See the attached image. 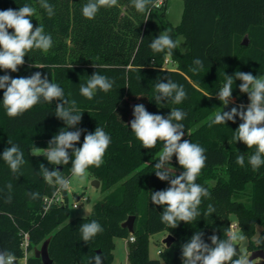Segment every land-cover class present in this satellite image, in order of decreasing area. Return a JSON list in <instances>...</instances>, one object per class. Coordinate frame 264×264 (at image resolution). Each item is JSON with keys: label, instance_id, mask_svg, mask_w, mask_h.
<instances>
[{"label": "trees", "instance_id": "1", "mask_svg": "<svg viewBox=\"0 0 264 264\" xmlns=\"http://www.w3.org/2000/svg\"><path fill=\"white\" fill-rule=\"evenodd\" d=\"M168 2L162 0L158 4L155 0L147 13H139L131 0H118L117 6L101 8L89 20L82 15L87 0H48L54 6L52 17L40 8L38 0H0V10H19L24 4L34 7V28L42 25L53 39L50 50L30 51L17 72L0 69V76L29 77L40 72L42 78L47 76L64 90L66 99H74L82 112L81 122L67 128L55 116L58 102L41 100L23 115L10 118L3 107L4 90L0 89V250L23 257L24 233H28L27 264H43L33 251L50 236L53 264H88L95 255L102 257V264H114L115 239L124 238L128 242L129 264H183L181 246L195 232H203L202 238L211 244L209 237L213 234L225 238L224 231L232 224V217L247 235L249 250H264V245L257 246L252 239L258 224L263 226L264 236V165L254 171L248 158L255 148L232 141L242 123L239 117L235 123L227 121L209 127L210 118L222 107L230 111L243 104L246 111L250 103L247 93L239 91L242 81L236 79L232 100L227 106L221 104L217 93L225 83V74L234 76L241 71L264 76V0H183L178 25L167 19ZM157 20L174 41L183 36L188 47L185 52L180 46L173 50L170 67L164 66L166 50L156 53L149 47L160 35ZM246 36L248 45L243 44ZM196 58L203 60L204 67L193 72ZM97 72L113 80V88L108 93L98 90L94 99L88 100L80 95L79 86ZM167 79L182 84L187 98L180 104L162 101L161 107L154 100V86L158 81L166 83ZM138 104L164 117L170 115L172 108L187 113L181 121L185 126L181 142L190 140L206 150V166L196 182L210 196L202 199V215L191 224L180 222L176 228H169L160 219L164 206L151 201V193L167 189L170 183L155 175L154 165L163 142L145 149L131 131L133 108ZM96 127L103 128L111 137L103 165L88 169L91 177L100 181L103 198L95 203L89 216L69 220V193L62 191L66 204H54L45 213L43 199L54 194L56 186L44 182L39 174L40 165L49 171H61L69 178L71 160L68 165H52L43 155H31L32 149L47 148L62 128L83 129L75 144L81 147L84 135L94 132ZM8 140L19 145L27 161L17 174L2 159L3 151L11 146ZM240 154L245 156L243 167L236 163ZM171 166L181 170L175 175L183 172L175 155ZM9 183L11 192L7 188ZM30 192L40 193V198L32 200ZM9 195L11 203H6ZM241 195H248L249 201L241 199ZM209 204L215 212L204 215ZM132 215L134 231L130 232L122 223ZM93 220L104 231L85 243L79 228ZM157 233L172 234L174 241L170 246L159 241L161 252L158 257H151V237Z\"/></svg>", "mask_w": 264, "mask_h": 264}, {"label": "clouds", "instance_id": "2", "mask_svg": "<svg viewBox=\"0 0 264 264\" xmlns=\"http://www.w3.org/2000/svg\"><path fill=\"white\" fill-rule=\"evenodd\" d=\"M40 8L44 9L49 17L55 14L54 6L48 0H38ZM132 5L139 13H147L149 5H154L155 0H131ZM118 0H87L82 7V15L92 20L101 8L117 6ZM36 9L24 4L19 10L11 8L0 10V69L17 72L25 63V57L32 50L47 52L53 46L50 34L45 33L42 25L34 28L32 17ZM9 29L13 31L10 33ZM179 46V41H174L169 32L165 30L158 38H155L149 47L153 52L167 51L166 60L171 58L173 50ZM196 67L193 72H198L204 67L200 58L193 61ZM95 67V65L93 64ZM36 67V66H35ZM40 68V67H37ZM226 80L217 93V98L223 106H227L232 100L233 84L236 79L242 81L239 85L241 93H247L250 103L246 111L243 104L232 107L230 111H218L214 118H210L209 127L225 124L227 121L235 123L239 117V124L232 137L234 142H243L247 148H255L254 154L248 158V163L254 171L264 165V76H254L251 73L237 71L234 76L225 74ZM114 81L99 72L91 75L86 83L79 86V93L88 100L94 99L97 91L108 93L113 88ZM154 100L158 106L163 107L162 101H171L180 104L187 98V92L182 84L167 79V82L158 81L155 86ZM0 89H3V107L6 115L16 118L33 108L43 100L47 103L57 101L55 116L64 121L67 128L75 127L82 120V112L77 108V102L65 98L64 90L54 82H50L47 76L36 72L29 77L12 78L9 75L0 76ZM69 95H71L69 93ZM211 98V97H209ZM67 105V107H66ZM134 119L130 122L131 131L134 133L145 149L154 148L158 141L163 142L162 150L157 153L155 175L161 181H169L170 186L165 190L151 193V201L155 205L164 206L160 215L161 222L169 228H176L180 222L191 224L202 214L199 207L202 199L209 197L210 193L202 185L198 184L197 178L206 166V150L197 143L183 140L185 126L183 121L187 113L172 108L170 115L164 117L160 114H152L143 104L133 108ZM62 128L50 141L47 148L34 147L31 151L33 156L43 155L52 165H68L71 160V176L65 178L58 170L49 171L43 164L40 165L39 174L44 182L50 186H56V191H70L75 181L85 183L90 175V167L99 168L104 163V156L111 144V137L103 128L96 127L95 131L84 135L81 147H75L80 141L83 129L68 131ZM11 145L2 153L3 161L9 166L13 174L20 173L22 167L27 164L24 153L18 144L8 140ZM72 150L71 156L69 150ZM175 155L183 172L175 175L171 165ZM236 163L241 167L245 164V156L240 154L236 157ZM11 192L12 184L7 185ZM32 200L40 198V193L30 192ZM11 195L6 198V203H11ZM45 200L48 198L45 196ZM51 201H49V205ZM45 213L48 208H45ZM215 208L209 204L204 215L210 216ZM79 231L85 243L92 240L104 229L101 224L93 220L83 223ZM203 232H195L191 239L183 244V264H255L250 260V255L245 251L248 237L237 225L231 224L224 231L225 238L213 234L209 237L211 244L202 238ZM257 246L264 245V236L257 233L252 238ZM240 251L237 252V247ZM102 264V257L95 255L88 264ZM0 264H18L17 256L9 250H0Z\"/></svg>", "mask_w": 264, "mask_h": 264}, {"label": "rangeland", "instance_id": "3", "mask_svg": "<svg viewBox=\"0 0 264 264\" xmlns=\"http://www.w3.org/2000/svg\"><path fill=\"white\" fill-rule=\"evenodd\" d=\"M158 4H160L161 0H157ZM184 9V3L183 0H169L168 7H167V19L173 24L178 25L181 21L182 14ZM156 26L160 34L164 32L161 27V23L157 20ZM180 49L185 52L188 50V47L184 43L183 36H180L178 38ZM171 65L169 64L168 67ZM169 167H172L175 170V173H180L181 170L174 168L173 166L169 165ZM70 178V177H69ZM93 178L91 175L88 176L85 183L79 184L77 182H73L71 185V190L68 191L69 193V220H72L77 217H86L89 216L93 210V207L96 202H98L100 199L103 198L104 194L101 192L100 187H94L92 185ZM87 197L88 200H82L79 201V206L77 208H74L72 206V203L77 201V197ZM241 199L248 202L249 197L248 195H241ZM232 223L235 222V218L232 217ZM164 233H157L154 236L151 237L150 242V256L151 257H158V249H159V241L163 239ZM116 248L114 250L115 254V261L114 264H129L128 261V242L124 238H116ZM245 251L250 255L251 250H249L248 245H246ZM240 251V247H237V252ZM257 262V264H264L263 259H256L254 260Z\"/></svg>", "mask_w": 264, "mask_h": 264}, {"label": "water", "instance_id": "4", "mask_svg": "<svg viewBox=\"0 0 264 264\" xmlns=\"http://www.w3.org/2000/svg\"><path fill=\"white\" fill-rule=\"evenodd\" d=\"M248 43H249V39L246 36L243 41V44L248 45ZM92 185L94 187H99L100 181L98 179H93ZM134 219H135V216L133 215L130 216L126 221L122 223V226L128 228L130 232H133L134 231ZM262 231H263V226L258 224L256 226V233L261 236ZM51 239H52L51 236L48 237L47 239L43 241V243L39 247H35L33 251L34 256L36 258H40L43 264H53V259L51 258L50 252H49V245H50ZM173 241H174V236L172 234H168L162 240V242L165 243L167 246H170ZM248 244H249V240H248ZM256 259L264 260V250L263 249H254L251 251L250 260H256Z\"/></svg>", "mask_w": 264, "mask_h": 264}, {"label": "built area", "instance_id": "5", "mask_svg": "<svg viewBox=\"0 0 264 264\" xmlns=\"http://www.w3.org/2000/svg\"><path fill=\"white\" fill-rule=\"evenodd\" d=\"M161 2H162V0L160 1V3ZM172 63L173 62L171 61L170 58L167 59V60L165 59L164 66L165 67H168V65L169 64L171 65ZM46 197L48 198V200L43 199V202H44V205H45L46 208H49V207H51L54 204L55 205H64V204H66L65 203L66 200H65V197H64L62 191H60V192H57L56 191L54 194H52L50 196H46ZM80 199H82V200H88V198L87 197H84V196H82V198L81 197L77 198V201H75L74 203H72V206L74 208H77L79 206ZM49 201H51V204L50 205H49ZM232 224H236V222H233ZM130 240L133 241L134 238L131 237ZM28 245H29V235H28V233H24L23 247L25 249V253H24V256L23 257L18 258V264H27V257L29 255L28 250H27ZM160 252L161 251L158 249V254Z\"/></svg>", "mask_w": 264, "mask_h": 264}, {"label": "crops", "instance_id": "6", "mask_svg": "<svg viewBox=\"0 0 264 264\" xmlns=\"http://www.w3.org/2000/svg\"><path fill=\"white\" fill-rule=\"evenodd\" d=\"M165 237V235L163 236V238ZM163 240V239H162Z\"/></svg>", "mask_w": 264, "mask_h": 264}]
</instances>
